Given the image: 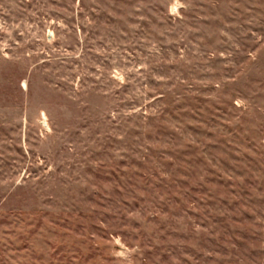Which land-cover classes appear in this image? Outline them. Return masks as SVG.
<instances>
[{"label": "rangeland", "instance_id": "obj_1", "mask_svg": "<svg viewBox=\"0 0 264 264\" xmlns=\"http://www.w3.org/2000/svg\"><path fill=\"white\" fill-rule=\"evenodd\" d=\"M0 264H264V0H0Z\"/></svg>", "mask_w": 264, "mask_h": 264}]
</instances>
